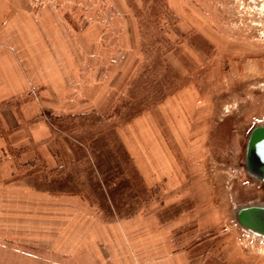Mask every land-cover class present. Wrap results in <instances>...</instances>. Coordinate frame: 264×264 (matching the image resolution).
<instances>
[{
    "label": "rangeland",
    "instance_id": "1",
    "mask_svg": "<svg viewBox=\"0 0 264 264\" xmlns=\"http://www.w3.org/2000/svg\"><path fill=\"white\" fill-rule=\"evenodd\" d=\"M0 48L34 85L0 102V130L43 85L77 111L51 90L54 162L0 179V264H264L235 215L264 201L245 167L264 123V0H0Z\"/></svg>",
    "mask_w": 264,
    "mask_h": 264
},
{
    "label": "crops",
    "instance_id": "2",
    "mask_svg": "<svg viewBox=\"0 0 264 264\" xmlns=\"http://www.w3.org/2000/svg\"><path fill=\"white\" fill-rule=\"evenodd\" d=\"M15 56L8 51L0 48V102L23 94L34 85H29L25 74L20 71ZM41 100L28 99L23 102L19 110L15 111V124L9 125L4 121L0 130V179L7 171L15 170L17 164H33L35 157H41L45 163L54 162V152L51 148V128L44 118L41 117L44 105L50 108L51 102H46L43 98L50 96L51 90H56L54 95L58 100V107L63 113L77 112L71 106H75V100L67 99L66 88L62 85H43ZM49 100V97L46 98ZM67 100L70 104L67 103ZM145 143V142H144ZM141 142V146L144 147ZM140 144V142H139ZM138 146L140 153L141 147ZM46 163V164H47ZM143 173L147 175V169L143 167ZM1 211V210H0ZM157 244H161L157 241ZM110 264H205V260L187 256V253H181V256H157V258H125L113 259L108 261Z\"/></svg>",
    "mask_w": 264,
    "mask_h": 264
},
{
    "label": "water",
    "instance_id": "3",
    "mask_svg": "<svg viewBox=\"0 0 264 264\" xmlns=\"http://www.w3.org/2000/svg\"><path fill=\"white\" fill-rule=\"evenodd\" d=\"M245 167L250 174L264 182V123L254 126L250 133ZM235 214L241 225L264 234V205H240Z\"/></svg>",
    "mask_w": 264,
    "mask_h": 264
},
{
    "label": "bare ground",
    "instance_id": "4",
    "mask_svg": "<svg viewBox=\"0 0 264 264\" xmlns=\"http://www.w3.org/2000/svg\"><path fill=\"white\" fill-rule=\"evenodd\" d=\"M261 124H263V123H261ZM251 132V131H250ZM250 174V173H249ZM250 175H252V174H250ZM252 176H254V175H252ZM256 176H254V179H257L258 177H256ZM257 203H259L260 205H264V201H258ZM249 204H255V202H252V201H250L249 203H247V205H249ZM243 205H245V204H243ZM242 205V206H243ZM236 215V214H235ZM237 218V217H236ZM238 220V219H237ZM239 222V221H238ZM243 226V225H242ZM244 227V226H243ZM244 229L246 230V231H248L250 234H252V235H255V236H257V237H259V238H261V239H264V234H260V233H257L256 231H253V230H251V229H248V228H246V227H244Z\"/></svg>",
    "mask_w": 264,
    "mask_h": 264
},
{
    "label": "flooded vegetation",
    "instance_id": "5",
    "mask_svg": "<svg viewBox=\"0 0 264 264\" xmlns=\"http://www.w3.org/2000/svg\"><path fill=\"white\" fill-rule=\"evenodd\" d=\"M252 176V175H251ZM252 177H254V176H252ZM256 178V177H255ZM257 180L260 182V183H262L263 185H264V182H262L261 180H259L258 178H257Z\"/></svg>",
    "mask_w": 264,
    "mask_h": 264
}]
</instances>
